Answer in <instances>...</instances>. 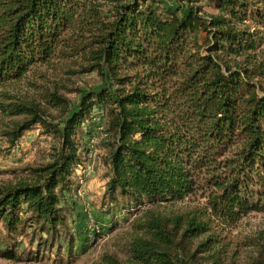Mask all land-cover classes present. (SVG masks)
<instances>
[{"label":"trees","instance_id":"trees-1","mask_svg":"<svg viewBox=\"0 0 264 264\" xmlns=\"http://www.w3.org/2000/svg\"><path fill=\"white\" fill-rule=\"evenodd\" d=\"M209 1L214 14H204L198 0L177 7L158 0H0V89L52 59L78 63L77 73L95 72L103 81L79 91L73 104L56 84H30L42 89L39 98L0 91V113L21 118L5 134L9 147L36 125L59 140L31 180L0 186L7 236L25 220L53 236L65 226L61 201L83 152L74 136L94 106L106 110L113 139L105 196L143 211L128 263L104 255L100 264H202L197 255L220 243L214 226L224 230L264 212V0ZM49 109L60 111L59 122ZM195 193L205 199L200 215L167 218L147 208ZM253 243L250 264H264V237ZM0 256L14 259L10 250Z\"/></svg>","mask_w":264,"mask_h":264},{"label":"rangeland","instance_id":"rangeland-1","mask_svg":"<svg viewBox=\"0 0 264 264\" xmlns=\"http://www.w3.org/2000/svg\"><path fill=\"white\" fill-rule=\"evenodd\" d=\"M188 1L158 0L161 5L169 7L190 5ZM195 4L201 7L204 14L216 13L209 0H198ZM203 38L204 34H198L199 44ZM259 53H264V45ZM78 70V63L52 59L47 65L33 67L25 79L8 84L0 91L38 97L37 92L42 89L35 90L30 84L49 89L56 84L61 88L59 94L73 104L78 101L79 91L96 89L103 84L97 73L81 74L77 73ZM259 86L262 90L258 92L264 94V81H260ZM48 114L54 123L62 117L57 109H49ZM20 121V117L8 118L0 113V186L31 180L32 170L49 163L59 145L58 139L45 134L36 125L14 147H9L5 134ZM108 121L106 110L94 106L81 127L82 133L74 136V141L83 152L69 179L71 189L63 194L61 201L65 226L59 225L54 236L39 232L36 225L27 220L13 236H7L0 228V251L14 253V259L0 256V264H100L104 255L128 263V243L134 235L133 228L142 222L143 211L128 199L118 198L114 205L105 196L109 145L113 141ZM201 196V193H195L180 202L147 208L167 218L200 215L205 209V199ZM21 216L24 218L26 215ZM213 228L220 243L214 246V251L198 254L196 258L200 263L209 264L217 257L219 264H250L258 250L253 242L260 236L264 237V212H251L224 230L220 226ZM202 238L204 236L190 244V252L195 250Z\"/></svg>","mask_w":264,"mask_h":264}]
</instances>
